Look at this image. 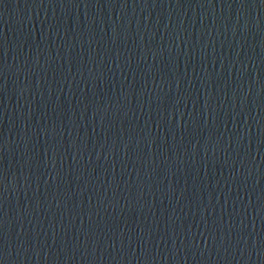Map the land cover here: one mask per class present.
<instances>
[{"label": "water", "instance_id": "95a60500", "mask_svg": "<svg viewBox=\"0 0 264 264\" xmlns=\"http://www.w3.org/2000/svg\"><path fill=\"white\" fill-rule=\"evenodd\" d=\"M0 264H264V0H0Z\"/></svg>", "mask_w": 264, "mask_h": 264}]
</instances>
